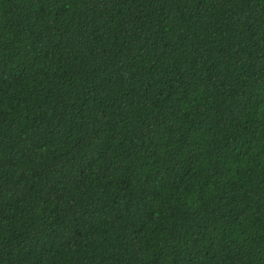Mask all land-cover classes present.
Listing matches in <instances>:
<instances>
[{
  "label": "trees",
  "instance_id": "16d2710c",
  "mask_svg": "<svg viewBox=\"0 0 264 264\" xmlns=\"http://www.w3.org/2000/svg\"><path fill=\"white\" fill-rule=\"evenodd\" d=\"M0 264H264V0H0Z\"/></svg>",
  "mask_w": 264,
  "mask_h": 264
}]
</instances>
